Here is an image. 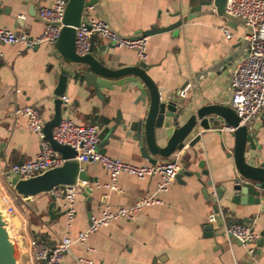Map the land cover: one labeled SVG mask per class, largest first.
<instances>
[{"label": "crops", "instance_id": "0c3cea01", "mask_svg": "<svg viewBox=\"0 0 264 264\" xmlns=\"http://www.w3.org/2000/svg\"><path fill=\"white\" fill-rule=\"evenodd\" d=\"M54 1L0 0V28L40 35L46 22L39 16V9L52 6ZM97 1L113 28L122 34L163 29L192 12L188 20L171 30L149 35L142 56L137 47L117 44L107 37L94 40V53L111 68L125 65L148 68L163 94L174 95L186 89V100L197 106L230 102L229 82L236 60L226 69L200 81L195 77L201 69L243 45L245 24L230 26L207 7L204 0ZM179 10L183 13L179 14ZM89 15L101 18L94 9ZM224 27L233 33L230 38L226 37ZM58 75L54 45L47 42L33 47L20 42L3 45L0 54L2 183L8 184L5 171L14 164L33 160L40 150V137L30 130L25 117L13 114L14 110L32 105L45 121L50 119L54 114L53 90ZM135 80L134 76L119 79L99 76L97 81L104 86L98 91L83 78L79 79L64 105L63 118H71L79 124L98 125L100 141L115 127L105 146V155L142 165L150 163L142 156L139 145L140 140L145 139L144 121L150 97L141 92ZM252 125L256 126L255 163H260L264 161V107ZM229 131L227 128L212 130L194 147L187 144L183 150L177 151L180 169L199 175L178 172L166 189H159V175L137 177L126 171L118 175L116 188H112L106 167L100 162H89L86 173L91 180L78 189L75 214L71 220L66 212L65 199L56 198L52 214L48 212L49 194L36 196L33 208L24 203L18 208L26 220L28 236L49 243L64 236L73 239L64 264H247L250 254L246 245L227 236H209L206 229L208 224H213V231L219 227L208 221L217 204L215 189L229 184L235 170L233 158L229 156L234 144ZM170 159H159L158 163ZM200 160L205 161L204 167L209 174L201 173ZM150 195L161 202L142 207L133 218L112 219L89 233L83 243L75 240L90 226L93 216L132 206ZM231 195V192H225L218 201L219 208L230 215L229 219L251 226L259 235L264 228V210L260 211L257 205L234 204L230 201ZM254 247L256 249L257 245ZM253 264H264V245Z\"/></svg>", "mask_w": 264, "mask_h": 264}, {"label": "water", "instance_id": "95a60500", "mask_svg": "<svg viewBox=\"0 0 264 264\" xmlns=\"http://www.w3.org/2000/svg\"><path fill=\"white\" fill-rule=\"evenodd\" d=\"M203 2L207 7H211L212 11L219 17L224 18L230 26H234L235 23L244 24L241 18L227 11L228 0H204ZM87 7H92L101 19L107 23L109 29L121 39L148 37L157 32L171 30L181 24L182 21L188 20L193 14L192 12L187 13L184 19H180V21L163 29L122 34L113 28L110 19L97 0H66L62 22L55 23V25L61 26V29L53 44L57 51L59 64L58 80L53 90L54 114L45 121L43 130L45 139L56 152H59L65 158V162L59 167L47 169L31 177H22L20 174L5 171L6 181L15 196L26 206L33 208L36 196L49 194L51 201L48 212L52 214V208L56 202L53 192L58 186H78V188H81L85 186V182L91 180V177L86 173L89 162H80L76 158L77 152L74 148L58 143L53 137V129L63 119L64 105L67 104V98L70 97L73 87L79 79L83 78L88 85H94L99 91L104 86V83L97 81L99 76L105 79L134 76L136 77V86L144 95L150 97L149 108L144 121L145 139L144 141L140 140L139 143L142 156L150 163H157L159 159L172 158L177 151L183 150L187 144L194 147L208 132L212 130L221 131L227 128L234 139L233 150L229 156L233 158L235 170L228 181L229 184L216 187L214 200L217 204L214 206V211L219 210L218 201L223 198L226 191L231 192L230 201L232 203L244 206L257 205L259 210L263 211L264 161L255 163L257 160L254 132L256 126L241 124L240 117L228 102L207 103L197 106L186 100L181 91L174 95L163 94L148 73V68L140 65L111 68L105 65L94 53V40L101 39V36L97 33L89 35L90 46L88 51L84 54L78 53L76 50L77 27L81 26L83 13ZM178 13H183V11L179 10ZM247 46L248 41L245 40L240 48L219 59L211 66L201 69L195 80L200 81L202 78L226 69L239 58ZM114 128L112 127L110 132L98 144V149L103 154L106 152L105 146L109 143ZM162 141H165V143L162 144ZM194 151L196 153L195 149ZM198 165L202 169V174H209V171L204 167V160H200ZM179 173L199 175L198 172L183 169H180ZM207 183L213 184L212 181ZM85 188L89 190L87 186ZM204 192H206V189H204ZM216 221L219 226L216 231H213V224L206 226L209 236H227L229 239H234L242 244L237 237L226 231L219 215ZM10 225L11 221L4 217L0 203V264H19L10 239ZM251 229L254 231L252 227ZM256 245L257 248L254 254L248 257L247 264H253V261L261 253V247L264 245V228L259 233Z\"/></svg>", "mask_w": 264, "mask_h": 264}, {"label": "built area", "instance_id": "2783aa9c", "mask_svg": "<svg viewBox=\"0 0 264 264\" xmlns=\"http://www.w3.org/2000/svg\"><path fill=\"white\" fill-rule=\"evenodd\" d=\"M66 0H55L50 7H41L39 16L46 22L42 33L37 36L31 35L26 30L19 32L0 28V54L3 45L12 43H23L27 47H33L47 42L54 44L61 26L55 23L62 22L65 12ZM92 7L84 10L82 24L77 27L76 50L80 54L88 51L89 35L99 34L101 37L113 39L117 44L137 47L141 56L144 53V45L147 37L134 39H121L111 31L107 23L94 16H90ZM227 11L241 18L245 24V40L248 46L240 57L234 62L230 77L231 100L230 105L240 117L241 124L252 125L258 113L264 107V0H228ZM223 31L227 38L233 33L228 27ZM186 89L181 91L184 95ZM66 99V97H64ZM13 114L17 117L23 116L27 119L30 130L40 137V150L33 160L12 165L8 171L20 174L22 177H31L47 169L59 167L64 164L65 158L56 152L44 136L45 119L39 110L32 105L17 107ZM96 124H79L71 118H63L53 129V137L60 144H66L76 150V158L80 162H100L109 171L111 186L116 188L118 175L129 172L137 177L147 175H159V189H166L176 178L180 167L178 155L172 156L168 161L161 163H145L135 165L122 161L119 158L110 157L101 153L98 149L100 137ZM10 186L0 181V203L4 217L11 221L10 239L13 243L19 264H64L65 254L70 251L74 242L68 236L60 238L55 243L35 241L31 239L26 231V220L21 216L12 196ZM78 186H58L54 190L56 198L66 200V212L71 220L75 214L74 201ZM161 200L154 195L142 197L132 206H123L116 211H104L99 217H92L90 226L81 231L75 240L83 243L89 233L95 231L99 226L109 223L117 217L133 218L144 206L159 203ZM220 216L223 226L227 232L237 237L242 244L248 247V252L253 255L259 235L249 225L241 224L229 219L230 215L222 208L212 211L208 221L217 223L216 218ZM19 248V250H17ZM36 262V263H35Z\"/></svg>", "mask_w": 264, "mask_h": 264}, {"label": "rangeland", "instance_id": "374dc122", "mask_svg": "<svg viewBox=\"0 0 264 264\" xmlns=\"http://www.w3.org/2000/svg\"><path fill=\"white\" fill-rule=\"evenodd\" d=\"M15 202H16V205H17L18 208H21V206H23L22 205L23 203H22V201L19 198ZM17 250H19V248H17ZM16 254H18V257L20 258V253L17 252ZM36 264H38V263H36Z\"/></svg>", "mask_w": 264, "mask_h": 264}, {"label": "trees", "instance_id": "16d2710c", "mask_svg": "<svg viewBox=\"0 0 264 264\" xmlns=\"http://www.w3.org/2000/svg\"><path fill=\"white\" fill-rule=\"evenodd\" d=\"M10 190H11V193H12V196H13L14 200L16 201L18 199V197L15 196V194L12 191V189H10ZM36 241H38V239H36Z\"/></svg>", "mask_w": 264, "mask_h": 264}]
</instances>
